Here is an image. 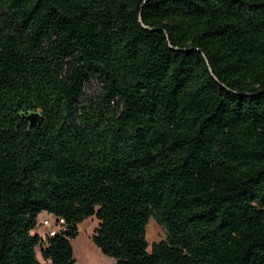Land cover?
I'll return each mask as SVG.
<instances>
[{"label":"trees","instance_id":"1","mask_svg":"<svg viewBox=\"0 0 264 264\" xmlns=\"http://www.w3.org/2000/svg\"><path fill=\"white\" fill-rule=\"evenodd\" d=\"M89 218L114 264H264V0H0V264Z\"/></svg>","mask_w":264,"mask_h":264},{"label":"rangeland","instance_id":"2","mask_svg":"<svg viewBox=\"0 0 264 264\" xmlns=\"http://www.w3.org/2000/svg\"><path fill=\"white\" fill-rule=\"evenodd\" d=\"M99 88V84L94 80L87 84L84 90V97L87 99V101L95 100L96 95L99 93ZM45 217H48L50 222L54 223L55 218L53 215L47 212H42L38 217V226L34 230V233L41 231L40 235L45 236L48 230L47 228L42 227L40 224ZM97 225L98 222L95 218L86 219L79 225V234L72 241L75 264L115 263L114 259L103 255L91 241V236L97 228ZM165 237V229L162 228L155 220L151 219L146 226V240L148 243V251L151 250V246L153 244L164 240ZM36 255L37 258L41 260L39 249H36Z\"/></svg>","mask_w":264,"mask_h":264},{"label":"built area","instance_id":"3","mask_svg":"<svg viewBox=\"0 0 264 264\" xmlns=\"http://www.w3.org/2000/svg\"><path fill=\"white\" fill-rule=\"evenodd\" d=\"M40 224L42 227L47 228L48 230L45 235L52 237L63 230L64 220L55 218L54 223H52L49 219H43Z\"/></svg>","mask_w":264,"mask_h":264},{"label":"water","instance_id":"4","mask_svg":"<svg viewBox=\"0 0 264 264\" xmlns=\"http://www.w3.org/2000/svg\"><path fill=\"white\" fill-rule=\"evenodd\" d=\"M39 116V113H32L26 117V120L29 122V126L31 128L36 127Z\"/></svg>","mask_w":264,"mask_h":264},{"label":"crops","instance_id":"5","mask_svg":"<svg viewBox=\"0 0 264 264\" xmlns=\"http://www.w3.org/2000/svg\"><path fill=\"white\" fill-rule=\"evenodd\" d=\"M44 219H48V217H45ZM41 230H43V229H41ZM41 231H38L37 233H40ZM41 234V233H40Z\"/></svg>","mask_w":264,"mask_h":264},{"label":"bare ground","instance_id":"6","mask_svg":"<svg viewBox=\"0 0 264 264\" xmlns=\"http://www.w3.org/2000/svg\"><path fill=\"white\" fill-rule=\"evenodd\" d=\"M98 256V255H97ZM102 264V263H101Z\"/></svg>","mask_w":264,"mask_h":264}]
</instances>
